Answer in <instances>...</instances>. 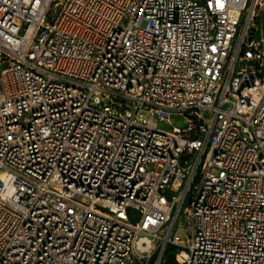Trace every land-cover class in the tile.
Listing matches in <instances>:
<instances>
[{
  "label": "built area",
  "instance_id": "obj_1",
  "mask_svg": "<svg viewBox=\"0 0 264 264\" xmlns=\"http://www.w3.org/2000/svg\"><path fill=\"white\" fill-rule=\"evenodd\" d=\"M263 19L0 0V264H264Z\"/></svg>",
  "mask_w": 264,
  "mask_h": 264
},
{
  "label": "rangeland",
  "instance_id": "obj_2",
  "mask_svg": "<svg viewBox=\"0 0 264 264\" xmlns=\"http://www.w3.org/2000/svg\"><path fill=\"white\" fill-rule=\"evenodd\" d=\"M170 124L174 126H180L183 125L184 122V117L178 113H172L170 115ZM170 124L165 121H160L159 122V127L163 129H169ZM185 227L180 225L177 228V233L182 236L184 233ZM162 264H175V258H174V248L172 246H168L167 249L165 250L164 257Z\"/></svg>",
  "mask_w": 264,
  "mask_h": 264
},
{
  "label": "crops",
  "instance_id": "obj_3",
  "mask_svg": "<svg viewBox=\"0 0 264 264\" xmlns=\"http://www.w3.org/2000/svg\"><path fill=\"white\" fill-rule=\"evenodd\" d=\"M261 32H262V34L264 36V19H263L262 26H261Z\"/></svg>",
  "mask_w": 264,
  "mask_h": 264
}]
</instances>
